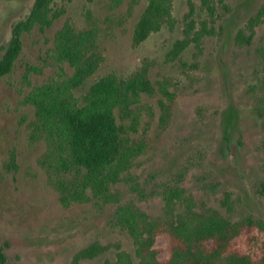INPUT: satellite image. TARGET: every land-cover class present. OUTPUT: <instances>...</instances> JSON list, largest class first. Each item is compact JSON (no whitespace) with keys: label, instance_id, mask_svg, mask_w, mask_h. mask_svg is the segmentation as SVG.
I'll list each match as a JSON object with an SVG mask.
<instances>
[{"label":"rangeland","instance_id":"1","mask_svg":"<svg viewBox=\"0 0 264 264\" xmlns=\"http://www.w3.org/2000/svg\"><path fill=\"white\" fill-rule=\"evenodd\" d=\"M56 1L65 13L45 31L35 28L24 34L13 71L0 79V238L9 264H75L76 252L95 240L110 245L109 249L78 264L112 261L116 245L134 254L131 237L112 222L114 204L98 205L94 200L61 204L57 174L47 160V140L36 125L34 107L23 101L33 85L59 70L49 57L55 31L66 19L78 28L87 26V13L101 29L97 43L104 58L77 95L99 76L108 72L128 76L143 61L151 62L153 81L167 79L176 93L171 119L163 129L160 94L141 99L136 136L146 139L148 149L134 160L131 172L147 192L182 177L200 207L205 204L226 215L220 200L229 191L239 200L233 218L245 214L264 218V196L257 191L264 180V104L259 102L264 66L256 55V48L264 43V22L256 27L251 44L234 42L236 30L264 0H232L228 11L219 7L217 34L205 37L198 55L190 47L174 59L168 54L183 37L189 0H173L177 20L173 29L164 27L138 46L132 44V34L147 0H141L128 19L123 18L126 4L111 9L112 0ZM32 2L0 0V56L12 24L29 12ZM192 2L200 22L206 14L199 0ZM29 65L39 71L25 78ZM116 186L121 201L133 202L152 215L161 213L158 196L144 201L126 183ZM157 244L164 245L165 238Z\"/></svg>","mask_w":264,"mask_h":264},{"label":"trees","instance_id":"2","mask_svg":"<svg viewBox=\"0 0 264 264\" xmlns=\"http://www.w3.org/2000/svg\"><path fill=\"white\" fill-rule=\"evenodd\" d=\"M193 0L185 15L183 37L169 51L174 59L193 47L195 55L202 50L205 37L217 34L218 8L230 10L232 0H199L205 17L195 18ZM141 0H112L111 9L126 4L123 18L132 16ZM66 9L56 0H33L29 12L14 22L0 56V79L10 74L19 58L23 36L38 28L45 31ZM87 26L78 28L66 19L55 31L49 57L59 70L41 84L33 85L23 101L34 107L36 125L47 140V160L57 174L55 180L59 201L65 206L94 200L98 205L114 204L112 222L132 239L134 254L116 245L112 261L101 264H264V218L245 214L233 218L238 199L225 191L220 200L226 215L220 210L201 204L177 177L153 192L131 172L134 160L148 149L140 132L142 96L158 95L159 126H167L172 115L176 93L167 79L151 77V62L143 61L128 76L105 73L92 81L79 95L76 91L97 72L103 61L98 50L100 27L87 13ZM122 21V19H121ZM264 22V5L249 16L234 34L238 45H249L256 27ZM177 25L173 0H147L135 22L132 44L138 46L152 33ZM264 66V43L256 48ZM39 71L27 66L24 73ZM264 104V76L259 81ZM181 173V172H179ZM182 175V174H181ZM123 182L140 200L158 196L162 201L160 214L152 215L133 202H123L117 184ZM210 188L214 191L215 186ZM264 196V180L257 185ZM165 238L164 245L158 239ZM100 241L80 248L73 259L78 264L92 259L107 249ZM0 264H9L0 238Z\"/></svg>","mask_w":264,"mask_h":264}]
</instances>
